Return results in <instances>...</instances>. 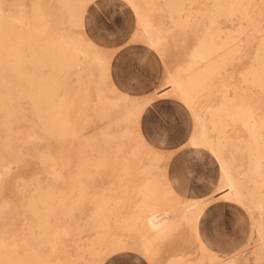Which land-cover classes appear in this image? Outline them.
Returning <instances> with one entry per match:
<instances>
[{"label":"rangeland","instance_id":"374dc122","mask_svg":"<svg viewBox=\"0 0 264 264\" xmlns=\"http://www.w3.org/2000/svg\"><path fill=\"white\" fill-rule=\"evenodd\" d=\"M125 1L137 16L134 41L143 44L145 54L156 51L162 61L165 78L159 96L171 97L175 85L183 82L197 47L211 49L210 73L179 100L194 121L187 145L194 148L191 138L204 134V151L227 167L231 195L219 192L220 198L248 213V242L227 256L200 242L188 221L193 201L178 200L166 177L169 156L149 146L140 133V117L150 99L115 89L108 74L110 52L91 43L83 28L73 27L55 0H0L2 16L18 18L17 28L24 32L36 27L38 11L44 34L30 43L32 50L48 40L82 39L90 48L73 68L40 71L58 82L55 99L68 106L69 135L51 137L32 101L17 97L14 85L8 87L13 99L3 106L6 113H0V264H102L121 250L137 252L149 264H264V188L261 207L255 208L250 197L254 184L245 176L250 135H260L264 142V0ZM218 1L225 2V10L215 8ZM175 4L177 12L171 9ZM3 116L11 118L6 126ZM151 183L167 189L154 205L164 215L162 224L137 221L127 229L123 223L136 219ZM37 191L57 210L46 217V227L37 226L28 207ZM105 205L109 209L101 210ZM196 205L201 214L203 205ZM42 232L53 236L52 244L43 242Z\"/></svg>","mask_w":264,"mask_h":264},{"label":"crops","instance_id":"0c3cea01","mask_svg":"<svg viewBox=\"0 0 264 264\" xmlns=\"http://www.w3.org/2000/svg\"><path fill=\"white\" fill-rule=\"evenodd\" d=\"M84 13L83 35L112 54L108 74L115 89L131 98L150 99L140 117V133L149 146L169 156L166 177L174 196L203 205L196 224L200 242L219 256L237 254L251 234L250 217L242 205L220 198L219 172L209 153L187 145L194 128L187 107L172 97L159 96L164 67L156 51L145 54L143 44L134 41V10L122 0H92ZM102 264L149 262L137 252L121 250Z\"/></svg>","mask_w":264,"mask_h":264},{"label":"bare ground","instance_id":"6f19581e","mask_svg":"<svg viewBox=\"0 0 264 264\" xmlns=\"http://www.w3.org/2000/svg\"><path fill=\"white\" fill-rule=\"evenodd\" d=\"M91 1L55 0L66 12L70 24L77 28L84 27L83 15L85 14L86 5L90 4ZM122 1L127 5L125 0ZM226 6L225 2L222 1H218L215 4V8L219 10H225ZM171 9L173 12H177L180 7L175 4L172 5ZM34 13L37 20L36 27L31 31L24 32L17 28V23L20 21L18 18L11 16L4 18L0 12V113H6V110L4 112L3 106L5 107V104L10 101L9 99H13V94L10 93L8 87L12 88L15 86L14 89L16 91H14V94L17 97H25L32 101L35 115L43 130L51 137L57 139L63 135L70 134V126L65 118V109L67 110L68 106L63 100L55 99L56 92L59 89L58 82L52 77H42L40 71L44 67L57 70L73 68L78 65L77 57L79 55L86 56L90 48L86 46L82 39L76 41L63 40L58 43L48 40L46 45L40 50H32L30 43L38 40L39 36L44 34V23L41 20V16L38 11H34ZM177 18L179 17L177 16ZM26 49L30 51L29 55H25ZM213 56L208 45L197 47L191 55L189 65L184 73L185 78L183 82L175 85L171 97L177 101L182 100L189 96L188 91L197 89L199 82L204 80L205 76L210 73L213 67ZM97 63H100L99 60ZM6 88L9 90V92L6 91L7 94L10 93L8 95L12 97L8 98L6 92L3 90H7ZM135 112L136 110L134 109L130 111L131 114ZM10 120L11 118H4L2 124L6 126ZM245 128L248 130H256V128L248 125ZM260 129H263V127ZM190 143L195 148V151H204L207 147L204 134L193 136ZM246 151L250 164L245 176L251 179L254 184L250 197L253 206L260 208L262 199L261 190L264 188V142L260 141V135H250V141L247 143ZM195 156V158H199V155L196 154ZM210 156L218 168L219 192L229 198L231 192L228 190L230 178L227 174V167L221 164L214 154ZM40 192L37 191L36 195L29 202L28 207L37 218V226L46 227L48 226L46 217L57 210L47 205V196L43 197ZM166 193L167 189L156 188L155 183L149 184L145 189L143 204L139 207L136 219L124 222L123 225L127 229H133L138 221L140 224L147 226H160L164 215L159 210L156 211L157 208L154 205L162 200ZM108 209L106 205L101 208L103 211ZM188 213V221L196 229V224L200 216L196 201L189 204ZM46 234L47 232H42L40 235L41 239L46 244H52L53 236H47ZM261 244L260 249L264 248V243L262 242Z\"/></svg>","mask_w":264,"mask_h":264}]
</instances>
